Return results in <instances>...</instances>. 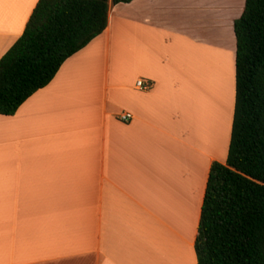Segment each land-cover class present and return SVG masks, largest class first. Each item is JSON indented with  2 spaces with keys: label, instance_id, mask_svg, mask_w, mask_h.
<instances>
[{
  "label": "crops",
  "instance_id": "crops-1",
  "mask_svg": "<svg viewBox=\"0 0 264 264\" xmlns=\"http://www.w3.org/2000/svg\"><path fill=\"white\" fill-rule=\"evenodd\" d=\"M37 1L0 0V59ZM244 5H110L104 32L0 115V264H197L209 169L230 143Z\"/></svg>",
  "mask_w": 264,
  "mask_h": 264
},
{
  "label": "trees",
  "instance_id": "trees-1",
  "mask_svg": "<svg viewBox=\"0 0 264 264\" xmlns=\"http://www.w3.org/2000/svg\"><path fill=\"white\" fill-rule=\"evenodd\" d=\"M132 0H38L0 59V115L45 87L63 62L107 27L110 5ZM235 101L226 162L209 169L194 242L197 264H264V0L234 21Z\"/></svg>",
  "mask_w": 264,
  "mask_h": 264
},
{
  "label": "built area",
  "instance_id": "built-area-1",
  "mask_svg": "<svg viewBox=\"0 0 264 264\" xmlns=\"http://www.w3.org/2000/svg\"><path fill=\"white\" fill-rule=\"evenodd\" d=\"M136 87L141 90H146L149 88V85L145 84V82L142 79H138L136 81ZM119 119L121 121L127 122L132 119V115L128 112H121L119 114Z\"/></svg>",
  "mask_w": 264,
  "mask_h": 264
},
{
  "label": "rangeland",
  "instance_id": "rangeland-1",
  "mask_svg": "<svg viewBox=\"0 0 264 264\" xmlns=\"http://www.w3.org/2000/svg\"><path fill=\"white\" fill-rule=\"evenodd\" d=\"M219 71V70H218Z\"/></svg>",
  "mask_w": 264,
  "mask_h": 264
}]
</instances>
